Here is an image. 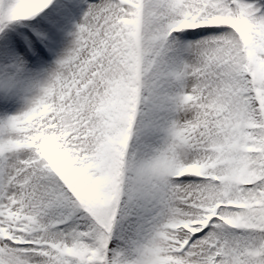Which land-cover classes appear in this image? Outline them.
I'll use <instances>...</instances> for the list:
<instances>
[{"label":"snow or ice","instance_id":"1","mask_svg":"<svg viewBox=\"0 0 264 264\" xmlns=\"http://www.w3.org/2000/svg\"><path fill=\"white\" fill-rule=\"evenodd\" d=\"M0 264H264V0H0Z\"/></svg>","mask_w":264,"mask_h":264}]
</instances>
